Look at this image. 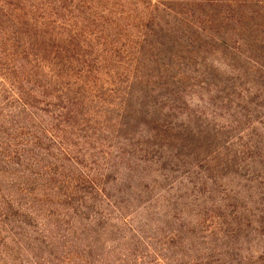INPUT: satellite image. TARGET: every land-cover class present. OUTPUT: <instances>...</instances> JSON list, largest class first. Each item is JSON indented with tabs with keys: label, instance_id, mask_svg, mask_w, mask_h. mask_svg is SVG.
Wrapping results in <instances>:
<instances>
[{
	"label": "rangeland",
	"instance_id": "1",
	"mask_svg": "<svg viewBox=\"0 0 264 264\" xmlns=\"http://www.w3.org/2000/svg\"><path fill=\"white\" fill-rule=\"evenodd\" d=\"M0 1V11L2 1L32 9L58 32L66 18L87 32L96 16L121 24L134 51L132 39L154 24L167 54L171 43L189 48L186 59H171L173 77L194 70L206 81L171 92L152 80L145 89L162 105L175 101L182 134L214 138L175 160L167 146L145 156L120 148L128 141L102 124L56 119L60 103L47 106L31 86L0 79V264H264L263 7L240 12L259 22L206 0ZM151 45L140 58L157 74L170 56ZM79 94L83 110L101 112L108 90Z\"/></svg>",
	"mask_w": 264,
	"mask_h": 264
},
{
	"label": "trees",
	"instance_id": "2",
	"mask_svg": "<svg viewBox=\"0 0 264 264\" xmlns=\"http://www.w3.org/2000/svg\"><path fill=\"white\" fill-rule=\"evenodd\" d=\"M206 1L212 3L211 6L222 7L228 17H235L236 14L237 21L250 19L260 22L258 14L250 12L244 15L240 12H247V8L256 5L264 9V0ZM2 6L0 25L8 18L12 23L7 30L0 27L3 33L0 37V79L14 88L17 84L31 86L29 91L40 96L47 106L60 103L55 114L56 119L73 116L84 118L80 119L84 123L102 124L103 132L128 141L125 147L120 148L133 149L132 151H139L145 156L164 151L167 146L171 152H176H172L175 160L176 157L185 156L184 152L191 155L212 145L214 138L209 139L202 132L199 136L207 139L194 138V132L189 135L182 134L172 122L177 111L175 101L171 100V104L162 105L155 91L145 89L152 80H162L164 84L161 87L167 86L171 92L175 91L178 84L186 81L194 80L203 84L206 81V74L202 76L194 70L180 75L178 79L173 77L177 76L172 74L174 63L171 59L174 56L186 59L189 48L185 49L176 42L169 43L171 51L167 54L164 41L158 39L161 30H155L154 24L141 39H132L131 46L135 48L134 51L128 45L129 36L121 32V24L112 27L108 21L99 20L96 16L93 21L94 29L87 32L86 29L73 25L71 18H66L63 24L67 30L58 32L51 27V22L39 20V13L32 9L23 7L14 10L4 1ZM209 17L211 15H207L206 23L211 21ZM81 19L87 20L85 17ZM151 40L155 45H151L149 49H157L164 56L166 53L165 57L170 56V63L163 62L164 68L157 74L150 73L152 70L140 58ZM218 41L223 39L218 37ZM41 44L50 47L44 54ZM244 45L247 42L244 41ZM133 52L135 56L132 55ZM98 84L100 85L97 86ZM96 87L108 90V97L100 98L105 103L101 104L104 108L101 112L93 108L91 111L83 110L84 100L77 95L82 91L95 90ZM18 97L21 100L25 98L22 90L18 91ZM63 101H66L67 106H61ZM110 126L114 128L112 132L108 129ZM141 160L144 161L145 158Z\"/></svg>",
	"mask_w": 264,
	"mask_h": 264
}]
</instances>
